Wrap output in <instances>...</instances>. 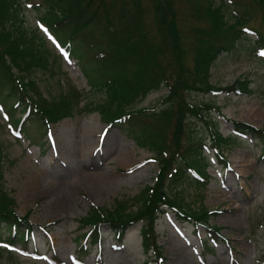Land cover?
<instances>
[{
	"label": "rangeland",
	"instance_id": "obj_1",
	"mask_svg": "<svg viewBox=\"0 0 264 264\" xmlns=\"http://www.w3.org/2000/svg\"><path fill=\"white\" fill-rule=\"evenodd\" d=\"M141 1L143 17L151 32L155 19L152 6L149 0ZM213 1L223 3L221 9L229 21L233 14L244 9L251 12L250 26L264 25L262 11L253 0ZM171 2L184 51L183 62L190 65L195 34L192 27L202 24L193 10L196 0ZM19 7L18 16L25 29L37 33L41 39L35 40L42 41L41 46L50 53L46 68L35 67L25 74L33 79L41 96L52 99L58 96L60 88L71 85L83 95L80 104L101 99L104 93L90 86L82 73L83 69L91 68V60L86 58L81 70L76 56L61 52L41 26L39 17L46 12L45 3L21 0ZM255 34L253 30L246 32L230 50L220 52L209 69V81L217 87L247 78L249 92L221 89L185 94L187 100L212 101L218 105L219 113L211 110L203 116L214 121L222 136L231 138L221 150L223 158H219L207 139L210 130L204 120L190 116L184 125L187 134L207 141L203 161L209 175L199 192L196 193L190 180H185L179 184L180 193L192 207L201 203L206 209H215L216 213L207 221L220 226L218 231L224 239L208 238L203 243L204 226L193 225L165 208L154 221L160 264H264V138L238 132L233 127V121L264 127V116L258 115L264 113V55H261L264 52L254 43ZM167 92L162 84L146 93L134 107L153 106ZM11 113L15 117L21 115V105L15 106ZM22 116L25 118V114ZM100 116L96 110L74 113L45 126L25 122L27 130L21 126L18 131L0 107L2 186L14 199L15 213L27 214V220L33 224L24 244L16 240L4 250L0 248V264H143L145 256H149L141 250L140 220L128 226L120 240L102 224L100 243L84 245L85 250L80 253L79 244L84 240L80 235L86 228L78 226V217L91 204L102 208L111 206L116 198L131 199L144 185L152 183L158 167L153 152L137 145L118 126L107 124ZM186 133L182 135V143ZM123 151H128L136 161L127 171L118 163ZM83 170L103 171L111 180L94 191L86 190L85 181L80 190L68 188L71 194L67 202L59 191L51 192L55 184L67 185Z\"/></svg>",
	"mask_w": 264,
	"mask_h": 264
},
{
	"label": "trees",
	"instance_id": "obj_2",
	"mask_svg": "<svg viewBox=\"0 0 264 264\" xmlns=\"http://www.w3.org/2000/svg\"><path fill=\"white\" fill-rule=\"evenodd\" d=\"M41 1L47 6L39 17L47 35L66 55L76 56L81 70L85 59L91 60V68L83 69L82 73L90 86L104 95L96 102L80 104L81 91L70 85L60 88L58 96L52 99L41 96L33 79L25 74L35 67L46 68L49 50L41 46L42 41L35 40L41 39L37 33L26 30L21 23L18 16L21 0H0V107L5 115L20 131L25 122L45 126L74 113L96 110L107 124L118 126L137 145L153 152L158 165L152 183L144 185L131 199L116 198L111 206L102 208L91 204L78 217V226L86 228L80 235L84 239L79 244L80 253L84 252V245L100 243L102 224L120 240L126 228L140 220L141 250L149 254L143 264H160L162 257L154 221L165 208L193 225L204 226L203 243L208 238H223L218 231L220 226L207 221L216 213L215 209H206L201 203L192 207L180 193L179 184L185 180H190L196 193L199 192L209 175L205 173L203 161L207 141L187 134L184 125L190 116L204 120L210 130L207 139L219 158H223L221 150L231 138L222 136L214 121L203 116L211 110L219 113L218 105L212 101H190L185 94L188 91L213 93L221 89L249 92L247 78L217 87L209 81V69L220 52L230 50L250 30L256 33L254 43L264 52L263 23L250 26L251 12L244 9L233 14L229 21L221 9L223 3L196 0L193 10L202 24L192 27L194 48L191 64L186 65L171 0H149L155 17L151 32L143 17L141 0ZM253 1L262 11L264 22V0ZM52 60L55 59L52 57ZM162 84L168 92L160 101L150 107H134L146 93ZM18 105L22 113L15 117L11 112ZM233 127L238 132L264 138V127L256 128L242 121H233ZM1 164L0 242L10 245L17 240L24 244L33 224L27 220V214L15 213L14 199L2 186ZM0 248L4 250L5 246Z\"/></svg>",
	"mask_w": 264,
	"mask_h": 264
},
{
	"label": "bare ground",
	"instance_id": "obj_3",
	"mask_svg": "<svg viewBox=\"0 0 264 264\" xmlns=\"http://www.w3.org/2000/svg\"><path fill=\"white\" fill-rule=\"evenodd\" d=\"M255 114H257V112ZM258 115L263 117L264 113L261 114L259 112ZM89 140L91 142L92 137ZM118 163L120 164V167H122V169H125L127 171L134 167V165L136 164V161L132 158V156H130V153L128 151H123L118 157ZM107 176L108 174H105L103 171H96V170H91V171L85 170L84 171L83 170L81 175L79 174V177L74 179L73 182H70L67 185H62V184L56 185L55 184L51 192L55 193L59 191L62 198H64L65 201L67 202V197H69L68 195L71 194L70 190H75V189L80 190L81 186L84 184V181L86 182V185H84L86 187V190L94 191L99 188L101 189L102 186H107V183H109L108 181L111 180ZM60 188H63V190H60ZM68 188H71V189L69 190Z\"/></svg>",
	"mask_w": 264,
	"mask_h": 264
},
{
	"label": "snow or ice",
	"instance_id": "obj_4",
	"mask_svg": "<svg viewBox=\"0 0 264 264\" xmlns=\"http://www.w3.org/2000/svg\"><path fill=\"white\" fill-rule=\"evenodd\" d=\"M247 31V30H246ZM261 55H264V53H261Z\"/></svg>",
	"mask_w": 264,
	"mask_h": 264
}]
</instances>
